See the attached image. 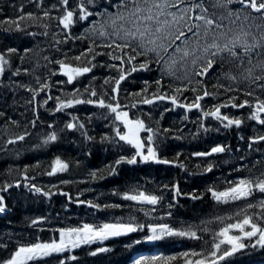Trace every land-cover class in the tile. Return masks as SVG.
Wrapping results in <instances>:
<instances>
[{"label":"trees","instance_id":"1","mask_svg":"<svg viewBox=\"0 0 264 264\" xmlns=\"http://www.w3.org/2000/svg\"><path fill=\"white\" fill-rule=\"evenodd\" d=\"M108 2L94 0L89 4L85 0V6L95 12L100 4ZM111 2L114 6L108 11L115 10L119 0ZM79 3L69 0L68 10H74V17L65 29L60 23L66 13L61 0H0V55L8 61L0 74V197L5 207L0 213V264L19 244L50 240L59 230L84 223L123 222L136 231L147 232L149 224L156 222L170 225L176 232L177 218L195 222L196 215H209L214 208L212 187L222 176H230L227 182L233 177L254 182L264 179V140L259 139L264 136V124L252 118L257 104L264 102V80L254 81L247 72L251 68L253 76L264 75L256 70L264 62V56L258 54L261 49L251 53V64L248 57H243L242 64L217 57L206 75L180 80L167 71L168 75L153 55L137 54L143 49L133 52L126 48L122 53L115 45L107 47L113 42L90 27L98 15L79 19ZM128 55L136 59L129 63ZM77 56L80 60L75 59ZM113 56H123L124 63ZM59 62L92 70L68 83ZM145 63L147 67L141 68ZM133 67L137 70L132 71ZM121 74L125 79L117 94L113 88ZM93 90L97 93L94 97L90 95ZM205 91L209 95L199 101V109L180 106L193 103ZM157 92L167 97L175 95L178 104L167 98L143 103ZM76 99H103L113 106L118 102V111L128 112L130 119L142 120L152 129L148 136L153 137L159 159L169 163H127L134 150L116 135V129L123 125H116L109 108L98 103H74L57 111L61 101ZM244 101L249 104L232 107ZM216 107H220L222 116L242 123L226 127V120L204 115ZM259 115L264 119V113ZM69 123L75 127L68 128ZM52 134L56 136L54 141L48 139ZM19 136L24 139L18 140ZM217 146L225 150L196 155L210 153ZM57 159L68 168L49 175ZM148 187L150 195L159 198L157 204L131 200L130 204L124 201L117 205L119 196L145 192ZM36 188L41 191L36 192ZM201 224L195 228L196 237L167 235L158 246L168 255L146 264H170L169 251L184 260V253L202 250L209 224ZM137 236L136 232L110 238L104 252H97L96 245H85L73 256L54 255L27 264H129L139 250L133 243ZM255 258L233 256L222 264L264 262V250Z\"/></svg>","mask_w":264,"mask_h":264},{"label":"snow or ice","instance_id":"2","mask_svg":"<svg viewBox=\"0 0 264 264\" xmlns=\"http://www.w3.org/2000/svg\"><path fill=\"white\" fill-rule=\"evenodd\" d=\"M61 2L65 6L66 13L60 19V23L65 29H68L73 23L74 10H68L69 0H61ZM130 2L132 4L131 8L128 7L129 0H119V4L115 5L119 9H127V16H125L123 11H119L117 13H111L108 11L109 8L114 6L111 0H109L108 3L100 4L99 8H97L95 12L88 10V8L85 6V0H80V3L77 6L79 10V19L87 20L93 15H107L111 19V27L113 28L111 35L125 40V43L123 44L113 41L112 44L106 45L107 47L111 48L113 45H115V47L122 53L126 48H131L133 52H136L137 48H140L143 49V51L137 53L138 55H147L148 52H153L158 57V61L163 59L160 50H162L164 53H167L168 48L171 46V43H164V41L168 40L170 36L174 37L172 41L173 43L174 40H180L182 37L185 38L184 43H187V40L189 39L187 33H192V35L197 38L196 43L198 46L200 39L203 38L204 64L201 66L200 71L195 72V75L197 76L206 75L209 70L213 68L217 57H219L221 61H238L241 64L244 62L243 57H248V63L251 64V53H253L256 49H261L262 51L258 54L264 56V0H215V3L212 4V7L224 9L227 13V18L232 24L235 25L237 21H241L238 31L235 32L232 28H229L228 31H223L222 29L224 25L218 22V20L215 18V13H213L212 17L207 15L208 8L203 6L202 0L200 3L194 2L191 6L181 9L180 14L168 12L167 9L169 7L178 8L179 5L185 3V0H130ZM87 3L94 4V0H87ZM233 4H239L240 8L233 9L230 7ZM100 9H103V11H100ZM197 10H199L200 14H196L194 16L189 15L190 12L195 13ZM254 13L257 15H253ZM31 15V13L28 14L29 17H31ZM47 15L48 13L46 12L45 16ZM161 17L164 18L161 19ZM168 17H171V19H168ZM223 19H225V17L221 15L219 17V21H222ZM118 20L127 21L132 25V27L126 28L124 24H118ZM189 21L193 22L189 23ZM195 21H201L202 24L195 23ZM245 24H247V27H245ZM181 25L187 28V32L182 30L180 27ZM173 26H176L175 34L171 31ZM253 28L256 29V32H253ZM194 29L196 31H193ZM217 29H221V31H217ZM121 32L123 33L122 36L120 35ZM100 34L105 35L106 33L102 31ZM133 41L136 42L135 46L132 43ZM148 45H151L152 47H148ZM8 51L14 52L15 49H9ZM88 51L91 52L93 49L89 48ZM175 51L180 52L181 49L177 47ZM196 51L197 49H194L192 54H195ZM241 53H243V56ZM109 55H111V53ZM189 55V51H183V57H188ZM112 58L120 60L121 64L124 63L123 56H113ZM200 58V56H197L195 59H193L192 63L196 64L197 60ZM75 59L80 60V56H77ZM127 59L128 62L131 63L136 59V56L128 55ZM7 63L8 61L5 60L4 56L0 55V74L4 72V65ZM59 63L62 74L67 77L68 83H72L76 77L82 76L92 70L87 66L73 67L63 62ZM173 63H175V61ZM140 67L146 68L147 64H141ZM257 67H259L261 72L264 73V62H260ZM136 70L137 69L135 67L132 68V71ZM247 72L248 78H251L254 81L264 80V75L253 76V70L251 68L247 69ZM169 74L174 73L169 72ZM124 79L125 74H121L116 80V85L113 88L114 93L118 94L120 82ZM230 79L236 80V77L231 76ZM108 82V80L105 81V83ZM159 83L160 81H157V84ZM44 87H47V85H44ZM176 91L180 92L181 89H176ZM192 91L195 92L196 89H192ZM158 92L153 94V99H144L143 103L152 104L157 99L163 100L167 98L170 99L174 105L178 104V100L175 95L167 97L166 94H158ZM247 94L252 95L251 92ZM90 95L94 97L97 95V93L93 90L90 92ZM208 95L209 93L205 91L203 96H196L193 103L180 106L186 107L188 110L193 108L199 109L201 107L199 101L202 100L204 96ZM113 99H115V97H113ZM46 102L47 101H45V103ZM74 103H98L100 107L109 108L110 111L115 114V119L123 123L125 128L124 133L121 134L120 129L117 128L116 135L121 141H125L137 150L136 155L127 160V163H136L137 156H139L144 162H147L151 159L157 163H169L166 160H160L152 147H148L147 154H144V142L140 138V133H152V129L147 128L142 120L130 119L128 112L118 111V109L121 107L118 102L115 106H113L112 104L106 105L103 99H99L98 101H85L81 99H76L74 101L68 100L67 102L61 101L58 105L57 111L62 108L71 107ZM248 104V101H244V103L240 105L232 104V107L242 108ZM226 106L227 105H221L220 107ZM220 107H216L213 112H206L204 115H211L216 119L226 120V127L230 125H236L238 127L242 123L240 119H230L228 116H222ZM259 113H264V102L258 103L256 106V111L252 114L253 119L258 120L261 124H264V119H261ZM67 127L71 129L75 127V125L69 123ZM80 127H83V125H80ZM17 139L23 140L24 136H19ZM48 139L54 141L56 139L55 134L49 136ZM152 139V135L147 137L149 143H151ZM259 139L264 140V136L259 137ZM9 143H15V141H9ZM224 150L225 149L222 146H217L212 148L210 153H197L196 155H211L212 153H219L223 152ZM120 162L121 161H117V163ZM67 168V163L57 159L49 175L55 174L56 172H63L67 170ZM261 175L264 176V173ZM18 186L19 185H17V187ZM35 190L36 192L41 191L39 188H36ZM254 190L264 193V179L258 178L255 183L249 179H242L235 186L228 188L226 191H212V196L217 201L227 202L229 199H246L253 194ZM178 191L179 190L177 189V192ZM44 194L48 195V193ZM124 198L142 203H148L151 205L157 204L159 200L157 196L149 195L145 192H138L137 194H125ZM2 200L3 197H0V212L5 211ZM259 206L262 210H264V201H261ZM249 207H252V205H249ZM33 223H36V221H33ZM158 228L159 234H157V227H151L150 230L153 234L147 237L148 240H157L162 238L164 235H190L192 237H196L194 232H174L167 225H159ZM234 229L239 230V232L242 233L243 238L250 239L252 237L258 236L257 243L261 246H264V227L254 223L253 218L246 215L241 221L235 224H228L221 229L219 235L223 237V239L214 245L215 251L211 252L212 257H217V253L220 251L222 244L230 245V248L226 249L222 255L217 257L219 260H223L225 257L232 256L234 253L246 246L243 242H241L242 237L240 235L230 234V232ZM136 230L137 229L131 224H104L99 228H94L92 225L84 224L81 228L61 229L59 241L53 240L51 242H40L31 244L29 246H22L12 255L11 259L5 262V264H27L28 261H31L34 258L48 256L52 253L64 252L68 249L69 245L74 248L78 247L80 243H87L95 239H106L109 236H119L134 232ZM100 251H106V249H100ZM184 255L186 256L187 253ZM193 255L196 254L193 253ZM73 259H75V257H73ZM152 259L155 260L157 258L153 257ZM170 259L175 258L172 257ZM135 264H146V262L143 260H137L135 261ZM196 264H216V259L208 260L205 258L203 260L196 261Z\"/></svg>","mask_w":264,"mask_h":264},{"label":"rangeland","instance_id":"3","mask_svg":"<svg viewBox=\"0 0 264 264\" xmlns=\"http://www.w3.org/2000/svg\"><path fill=\"white\" fill-rule=\"evenodd\" d=\"M200 3L201 0H185L184 4L179 5L178 8L176 7H169L167 9L168 12H172V13H177L180 14L181 9L185 8V7H189L191 6L193 3ZM203 2V6L208 8V13L207 15L212 17L213 13H215V18L218 20V22L222 23L224 25L223 27V31H228L229 28H232L233 31H238L239 29V25L241 23V21H237V23L234 25L230 22V20L227 18V13L224 9L222 8H213L212 4L215 3V0H202ZM128 7L131 8L132 4L129 0V4ZM230 7H232L233 9H239L240 5L239 4H233ZM119 9V8H118ZM119 11H123L124 15L127 16V9H119ZM118 11V12H119ZM155 11V10H154ZM250 11V10H249ZM117 13V12H116ZM196 14H200L199 10H197L195 13H189V15L194 16ZM223 15L225 17V19H223L222 21H219V17ZM253 15H257V14H253ZM105 18H109L107 15L101 17V19L96 20L93 23V28L96 30L97 34L105 37L107 40L113 42H125V40L119 39L118 37L111 35V33L113 32V28L111 27V19L109 18L106 22H100L101 20L105 19ZM164 17H161V19H163ZM168 19H171V17H168ZM234 19V18H233ZM242 19V18H241ZM193 21H189V23H192ZM118 24H124V26L126 28H131L132 25L129 24L127 21H117ZM195 23H200L202 24L201 21H195ZM182 28V30H184L185 32H187V28L184 27L183 25L180 26ZM245 27H247V24H245ZM253 32H256V29L253 28L252 29ZM105 32V35H101V32ZM171 31L175 34L176 33V26H173V28L171 29ZM193 31H196L195 29ZM202 31V30H201ZM217 31H221V29H217ZM121 36L123 35V33L121 32L120 34ZM258 35V33H257ZM187 36L189 37V39L187 40V43H184V37H182L180 40H174V43L172 42L174 37L170 36L168 38V40L164 41L165 44H169L171 43V46L168 48L167 53H164L162 50L161 51V55L163 56V59L161 61H163L162 63L164 64V66L166 67V69L169 72H174L176 74H178L179 76L182 77H187L189 76L191 70H192V65L193 67H195L196 65H199L203 60H204V54H203V46H204V40L203 38L200 39L199 41V46L196 43V37H194L192 35V33H187ZM132 43L136 44L135 41H133ZM148 47H152L151 45H148ZM179 47L181 49L180 52L175 51V49ZM197 49V51L195 52V54L193 53V50ZM189 51L190 55L188 57H183V51ZM197 56H200L201 58L199 60H197L196 64H193L192 61L193 59H195ZM175 61V63H173ZM260 69V68H258ZM123 125V123H122ZM124 127V125H123ZM125 131V128H123V133ZM140 138L141 140L144 142V154H147V148L148 147H152L154 150V146L151 143L148 142V140H144L142 138V132L140 133ZM156 152V150H155ZM157 154V152H156ZM138 159H141L140 157H138ZM151 160V159H150ZM231 235H234L232 233H230ZM242 237V241L244 242L243 236L240 235ZM60 238V235H59ZM58 240L56 241H59ZM105 239H95L92 241H103ZM90 241V242H92ZM82 244V243H80ZM79 244V245H80ZM75 248V247H74ZM71 245H69L67 250H72L74 249Z\"/></svg>","mask_w":264,"mask_h":264}]
</instances>
